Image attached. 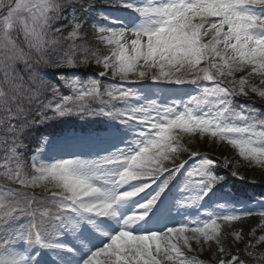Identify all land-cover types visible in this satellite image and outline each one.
Listing matches in <instances>:
<instances>
[{"label": "snow or ice", "instance_id": "obj_1", "mask_svg": "<svg viewBox=\"0 0 264 264\" xmlns=\"http://www.w3.org/2000/svg\"><path fill=\"white\" fill-rule=\"evenodd\" d=\"M93 63L98 72L77 74ZM49 68L72 71L50 79ZM250 93L264 100V0H0V264L71 253L65 233L87 252L80 264H264V235L232 247L244 243L233 222L253 209L264 228V196L217 197L220 168L246 172L198 147L226 142L264 167V107ZM63 116L115 123L73 134L75 150L29 140ZM153 185L143 211L118 212ZM195 208L172 222L173 211Z\"/></svg>", "mask_w": 264, "mask_h": 264}, {"label": "rangeland", "instance_id": "obj_2", "mask_svg": "<svg viewBox=\"0 0 264 264\" xmlns=\"http://www.w3.org/2000/svg\"><path fill=\"white\" fill-rule=\"evenodd\" d=\"M254 83H256L257 86H259V79L258 78L255 79ZM250 95L252 98H254L256 100L259 99L258 97L255 96V94L250 93ZM261 101L264 102V100H261ZM190 142L191 143H197L196 141H190ZM198 147H199V150H204V151L208 150V151L213 152V154H215V155H219L220 151H224V155L227 157L233 156L235 154V151H236L230 145H227L226 142H220V141H217V143H215V144H209V143H202L201 142V143H199ZM210 147L214 148V150H211ZM240 159L243 160V158H240ZM244 165L245 166H242L243 170L239 171V172L241 174H244L246 172V178L245 179L249 180L251 183L264 184V167H259V166H256L254 164L249 166L245 162H244ZM38 190L41 191V189H36L35 191H38ZM145 192L149 193V192H151V189H146L143 193H145ZM139 195H141V193ZM211 195H212V193L210 192L209 196H211ZM218 197L222 198V199L225 198V200H227L229 203H232V204L239 203V201H235V202L230 201L228 199V197H225L221 193H220V195H218ZM140 200H141V197L137 196V200H135L134 203L130 204V206L126 204L130 200L123 202L121 204L122 210H123L122 214L129 213L133 210L134 211L138 210L135 207L138 203L142 202ZM242 203H244V202H242ZM252 211H253V215L246 217L240 221L233 222L235 224L236 228L241 230L243 235H244V243H242L243 249H244V245L246 243H248V241L251 239V237L249 235L250 233L255 232V235L257 237H259L260 235H264V228L261 227V217L259 216L258 211H256L255 209H253ZM194 213L196 214V216L199 215V212L197 213V211H194ZM146 218H148V217H146ZM227 227H228V225H227ZM68 241L72 243V246L77 247L78 242L74 243L71 238L68 240V237H65L64 240L61 241V243L68 244ZM16 248H17V250H24L23 244L17 245ZM29 250H32V249H29ZM261 252H264V248L258 249L256 251V255H259ZM86 254L82 255V258L80 259V261L83 259V257ZM102 258L103 257H101V259ZM77 264H80V262H78Z\"/></svg>", "mask_w": 264, "mask_h": 264}, {"label": "trees", "instance_id": "obj_3", "mask_svg": "<svg viewBox=\"0 0 264 264\" xmlns=\"http://www.w3.org/2000/svg\"><path fill=\"white\" fill-rule=\"evenodd\" d=\"M229 158H230V156H229ZM231 158H232V162H233V163H238V164L241 163V160L238 159V156H237L236 154L233 155ZM239 167H240V166H239Z\"/></svg>", "mask_w": 264, "mask_h": 264}]
</instances>
